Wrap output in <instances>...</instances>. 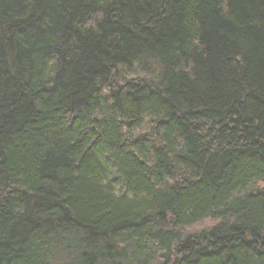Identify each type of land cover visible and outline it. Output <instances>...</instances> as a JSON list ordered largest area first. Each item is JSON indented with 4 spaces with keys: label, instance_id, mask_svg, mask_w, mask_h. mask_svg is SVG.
<instances>
[{
    "label": "trees",
    "instance_id": "16d2710c",
    "mask_svg": "<svg viewBox=\"0 0 264 264\" xmlns=\"http://www.w3.org/2000/svg\"><path fill=\"white\" fill-rule=\"evenodd\" d=\"M0 264H264V0H0Z\"/></svg>",
    "mask_w": 264,
    "mask_h": 264
}]
</instances>
